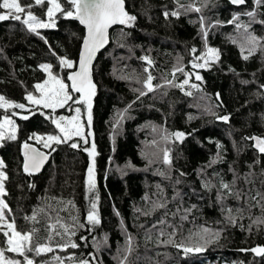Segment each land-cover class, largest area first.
Listing matches in <instances>:
<instances>
[{
	"label": "trees",
	"instance_id": "obj_1",
	"mask_svg": "<svg viewBox=\"0 0 264 264\" xmlns=\"http://www.w3.org/2000/svg\"><path fill=\"white\" fill-rule=\"evenodd\" d=\"M181 2L188 4L192 0ZM196 3L197 6L208 3V6L202 13L189 12L179 18H165V10L176 9L174 0H126L127 10L137 16L135 26L124 28L127 36H121L122 26L111 29L110 42L93 65V80L97 87L92 109L91 131L94 135L89 138V144H80V149H72L69 144L54 145L56 151L51 153L41 172L28 175L21 170L19 147L30 133L55 134L50 119L37 113L28 120L18 117L17 140L0 142V159L7 165L4 171L9 177L5 181L7 195L3 199L11 213L6 211V215L9 219L14 218L22 231L33 227L40 229L36 235L40 243H47L48 232L44 230L47 223L55 222L56 212L52 209L64 207L58 203L60 200L75 204V208L59 213L62 222L72 225V216L85 222L90 208V194L85 184L90 159L82 149L90 147L92 140L96 143L95 178L101 223L91 232L76 230V236L71 239L80 244L79 248L56 249L41 256L30 253L36 264L45 261L57 264L53 257L70 255L76 261L91 260L94 256V264H119L129 235L135 246L130 259L138 258L135 264H157L158 261L160 264H264V258L251 251H242L264 246V227L253 225L249 230L253 220L262 215L259 205L252 207L254 201L231 198L220 202L215 189L209 191L203 186L204 180L209 179L218 185L221 177L230 182L233 179L230 166L241 176L250 170L259 176L264 167V156L258 157L252 142L245 139L264 136V89L260 88L264 84V53L258 51L244 60L239 44L232 43V39H239L240 32L227 23L234 13H240V23L249 24L251 18L243 13L252 10L254 5L252 0L241 8L232 7L225 0H196ZM32 11L44 19V9L35 7ZM201 14L209 25L207 44L220 50L221 60L210 69L197 70L203 77V81H196L200 90L187 96L178 88L165 86L136 100L134 89L142 87L137 81L146 76L143 56H149L154 62L150 69L156 77L154 84H164L165 79H172L171 73L178 66L191 72L188 66L192 61L190 49L195 47L198 54L205 47L199 33ZM262 19L264 8L257 10L250 29L260 37H264V24L259 23ZM38 31L40 35L30 33L17 21L0 22V95L11 101L25 104L28 92L38 94L33 86L44 79L39 65L50 63L54 73L66 77L70 70L60 69L57 57L77 60L83 30L76 21L59 17L56 28ZM177 81H182L181 73H176ZM129 104L132 107L120 119L119 114ZM81 109L83 111V106ZM224 115L230 117L227 123L217 119ZM86 119L84 110L85 125ZM165 130L191 135H186L183 143H173L171 137L164 139ZM164 148L171 150V167L163 163ZM218 152L221 162L206 168ZM257 159L261 163L250 169L249 165ZM181 172L185 175L181 176ZM238 187L251 186L240 181ZM255 187H261L259 180ZM153 201L165 202L168 221L182 226L175 237L177 241L203 244L199 240L203 228L220 231V238L205 245L201 254L188 256L171 245H159L157 230L152 225L162 218L165 209L151 211ZM40 208L53 219L37 224L25 219ZM225 208L244 209L242 216L233 212L237 216L235 225L228 222ZM186 209H190L187 219L181 220ZM145 212L149 214L145 215ZM173 212H177L175 218ZM149 230L153 236L151 241L145 238ZM81 236L88 237L87 241L80 240ZM67 240V236L63 239L55 237L52 245L55 247ZM3 242L0 234L2 247ZM6 255L14 256L12 253ZM15 258L23 260L22 257ZM65 264H75V261L65 259Z\"/></svg>",
	"mask_w": 264,
	"mask_h": 264
},
{
	"label": "snow or ice",
	"instance_id": "obj_2",
	"mask_svg": "<svg viewBox=\"0 0 264 264\" xmlns=\"http://www.w3.org/2000/svg\"><path fill=\"white\" fill-rule=\"evenodd\" d=\"M176 9L172 11L165 10L163 15L165 18L176 17L179 18L181 15H186L189 12L202 13L203 9L208 6V3H204L202 6H197L196 0L185 4L181 0H174ZM230 3L235 6H246L248 0H230ZM254 5L250 11H245L243 15L251 18V22H255L257 16V10L264 8V0H252ZM65 4L68 7H65ZM39 7L44 9V19L37 16L32 9ZM240 13H234L232 18L227 21L228 24L235 26V29L240 32L239 39H232L233 44H239L242 58L248 60L256 52L264 53V37L257 36L251 29V22L249 24L240 23ZM64 17L65 19H74L79 21L81 25L86 29L85 35L82 39V46L79 52L78 60H72L67 56L60 57L59 61L60 69L70 70L66 77L61 76L59 73L53 72V65L50 63H44L39 65L41 71L46 73V78L42 82H37L33 87L35 93L28 92L25 96V100L28 105L24 103H17L7 99L4 95H0V109L4 110V113H10L0 116V142L5 140L15 141L17 140L18 126L16 121L13 119L15 116H19L22 120H28L30 115H35L38 111L40 115L45 116L46 119H50L52 124L58 130V134H46L39 135L33 133L28 137L29 140H34L36 144L42 145L44 149H50L48 153L41 151L39 148L29 144L25 141L22 145L23 148V171L28 175L38 173L49 160V156L52 152L56 151L54 145L69 144L72 149H80V143L74 138H79V141H83V144L87 145L90 143L89 138L93 137L91 131L93 122V98L96 95V84L93 80V61L96 59L97 53L101 49L105 48L109 44L111 39L110 29H114L116 26H122L120 28L121 36H127L128 33L124 32V28H132L135 26L137 16L130 13L126 7V0H31L29 3H24L23 0H0V22L5 21H17L26 27V30L30 33L40 35V29H54L57 26V19ZM195 23V22H193ZM199 33L205 41V51L197 55L198 49L195 47L190 49L192 54L191 68L192 69H210L212 65L218 64L221 60V52L215 47H210L207 44L208 27L209 25L205 22V17L201 14L199 17ZM219 23V21L217 22ZM260 24H264V19L259 21ZM44 39L47 44L48 41ZM50 51L51 46H49ZM247 53V54H245ZM55 56L56 53L52 51ZM147 65L144 68L146 74L143 80H138V83L142 84L140 89H134L136 91V100H140L142 97L147 96L149 93L155 92L159 88L165 86H171L179 88L187 96H192L193 93L187 89L200 90V85L197 83H191L192 77H195L197 81H203V77L196 72H186L184 67H176L171 73L172 79H165L164 84H154L153 81L156 77L153 76L150 69L153 67V60L145 55L141 58ZM176 73H181L184 79L177 83ZM127 78V77H125ZM67 81V82H66ZM70 82V83H68ZM242 83H248L242 81ZM261 89H264V84L260 85ZM74 94L78 96L74 97ZM219 99V94H217ZM71 102V103H70ZM135 103V101H133ZM73 105H83L86 111V125L82 119L81 107H75ZM31 106V107H29ZM68 108L74 110L72 116H55L57 109ZM132 104L128 105V108L124 109V112L119 114L120 119L124 118L126 113ZM13 109H20L29 115H22L16 111H10ZM50 110L45 112L43 110ZM217 119L227 123L230 119L228 115L218 116ZM87 127V131H85ZM166 132V130H165ZM186 135L191 133H184L182 131H176L173 133H167L164 136L165 140L172 138L173 143H183ZM246 140L252 141V147L256 150L258 157L264 156V136H250L245 137ZM71 142V143H69ZM156 142L153 141V144ZM218 148L221 145H217ZM85 151L90 159L89 166L87 168L86 177V189L90 194V208L87 211L85 222L81 223L78 216H72V225L62 222V218L59 213L61 211H69L70 208H75V204L72 201L60 200L58 203L63 204L62 208H54L52 211L56 212L54 217V223H47L45 231L48 232L46 237L47 243H40L36 240V235L40 231L33 227L31 230L22 231L18 229L16 220L9 219L6 215V211L11 213L9 205L3 199L7 195L5 188V181L8 180V175L4 169L7 165L3 159H0V234L5 238L4 243L6 247L0 246V264H36V261L30 257V253H34L35 256L45 255L52 253L56 249L61 251H67L69 248L76 249L80 247V244L76 243L71 237L76 236L77 229H85L91 232L96 226L101 223L100 216L98 213V200L99 195L97 193V183L95 178V164L96 156V143L94 140L91 141L90 147L82 149ZM163 163L171 167L173 160L171 156V150L168 148L162 149ZM221 154L218 152L216 158L209 161L205 166L211 168L212 165L221 162ZM261 162L259 159L255 160L252 165H249L250 169H253L256 165ZM233 173V179L230 182L225 181L222 177L219 179L218 185L213 184L211 180H204V188L212 191L215 189L217 200L223 202L226 199H234L237 201L245 200L246 202L255 203L251 204L252 207L259 205L262 215L253 220L252 225H249V230L252 226L264 227V167H261L259 176L254 171H249L242 176L236 171L234 167L229 168ZM203 172V169L201 170ZM181 176L185 173L181 172ZM259 180L260 188H256L255 185ZM243 181L245 185H250L249 188L238 187V182ZM179 183V180H177ZM55 199V198H53ZM151 211H157L159 209H165L162 218L152 225L153 229L157 230L156 240L159 245L175 247L182 251L184 256H188L192 253H200L205 250V245L209 243H215L221 235L220 231L211 232L207 228H203L199 235V240L204 243L197 242L196 244L189 245L183 241H177L175 237L181 232L182 226L175 223H170L167 219L168 211L167 204L165 202H152ZM51 207V206H49ZM180 210L177 209V212ZM185 214L180 216L181 220L187 219V213L190 209L184 210ZM227 212V220L229 223L235 225L237 223V216L233 215V212L238 213L240 216L243 215V208H225ZM177 212H173V218L176 217ZM148 215V212L144 213ZM119 215V213H117ZM25 219L33 224L40 223L42 220H52L53 217L48 215L44 208L34 210L31 216H26ZM171 229V231H168ZM65 236L68 240L63 243H57L53 247L52 242L55 237L63 239ZM146 240L151 241L153 239L151 230L146 234ZM88 237L81 236L80 240L87 241ZM97 248L99 249L100 243L97 242ZM242 251H251L258 257L264 258V246H257L251 249H243ZM135 252V246L133 237L128 236L123 255L119 261V264H135V259H130L132 254ZM6 253H12L14 256L10 257ZM167 256V254H164ZM15 257H22L16 259ZM57 264H65V259L75 261V264H94L96 258L93 256L91 260L80 259L75 260V257L70 255L66 258L59 256L53 257ZM44 264H50L45 261ZM157 264H160L158 261Z\"/></svg>",
	"mask_w": 264,
	"mask_h": 264
},
{
	"label": "rangeland",
	"instance_id": "obj_3",
	"mask_svg": "<svg viewBox=\"0 0 264 264\" xmlns=\"http://www.w3.org/2000/svg\"><path fill=\"white\" fill-rule=\"evenodd\" d=\"M45 18V17H44ZM203 51H205V47L197 54V55H200L201 54V52H203ZM188 66L189 67H191V63H188ZM191 69V72H195V71H197L198 69H192V68H190ZM68 70V69H67ZM186 71V70H185ZM69 72V71H68ZM67 72V73H68ZM61 76H62V74H60ZM182 75V80L184 79V76H183V74H181ZM46 78V73H44V79ZM43 81V80H42ZM41 81V82H42ZM196 81L197 80H195V77L193 76L192 77V80H191V83H196ZM179 82H181V81H177V83H179ZM179 89V88H178ZM180 90V89H179ZM187 90H189V91H191V92H197V90L196 89H187ZM182 92V91H181ZM182 93H184V92H182ZM38 95V94H37ZM76 96H78V94H76ZM71 103V102H70ZM25 104L26 105H28V102L25 100ZM81 106H83V105H73V109L75 108V107H81ZM29 107H31V106H29ZM84 110H85V106H83V111H82V119L84 120ZM10 111H13V110H10ZM14 111H16V112H18V113H21L22 115H25V114H27V112H24L23 110H20V109H16V110H14ZM43 111H45L46 113L47 112H49L50 110H47V109H45V110H43ZM37 114H39V112L37 111L36 112ZM5 114H10V113H4V110L3 109H0V116H2V115H5ZM75 113H74V110H69L67 107L66 108H61V109H57V111H56V113H55V116H60V115H64V116H72V115H74ZM40 115V114H39ZM19 116H15V117H13V119L16 121V119L18 118ZM50 122H51V120H50ZM16 124H17V122H16ZM51 124H52V122H51ZM52 126H53V128L55 129V134H58V130L55 128V125L54 124H52ZM33 133H30L29 135H28V137L29 136H31ZM36 134H39V135H46V133H36ZM28 137H27V139L25 140V141H27L28 143H31V144H34V145H36L39 149H41V150H43V151H49L50 149H44L43 147H42V145H39V144H36L35 143V141L34 140H29L28 139ZM75 140H79V138H74ZM24 143V142H23ZM80 144H83V141H80ZM21 145H23V144H21ZM4 238V237H3ZM5 239V238H4ZM3 246L4 247H6V244L3 242Z\"/></svg>",
	"mask_w": 264,
	"mask_h": 264
},
{
	"label": "water",
	"instance_id": "obj_4",
	"mask_svg": "<svg viewBox=\"0 0 264 264\" xmlns=\"http://www.w3.org/2000/svg\"><path fill=\"white\" fill-rule=\"evenodd\" d=\"M226 2H228L232 7H235V8H237V7H241V6H235V5H232L231 3H230V0H225ZM68 20H73V21H76L77 23H78V25L82 28V30H83V36L85 35V33H86V29L84 28V26L83 25H81L80 23H79V21H77V20H74V19H68ZM116 27H118V26H116ZM111 30V29H110ZM82 36V37H83ZM81 46H82V40H81V44H80V47H79V52H80V49H81ZM107 46L108 45H106L105 46V48H103V49H101L100 50V52H98L97 53V56H98V54H100L102 51H104L106 48H107ZM79 52H78V56H77V60H78V57H79ZM97 56H96V58H97ZM95 61H96V59L93 61V65H94V63H95ZM67 82V81H66ZM68 83H70V82H68ZM25 115H29V113H27V114H25ZM31 116V115H30ZM219 121H222V120H219ZM252 142V141H251ZM253 143V142H252ZM29 144H31V143H29ZM31 145H33V146H35L34 144H31ZM36 147V146H35ZM38 148V147H37ZM253 148V147H252ZM254 149V148H253ZM41 150V149H40ZM255 150V149H254ZM19 156H20V159H21V170L23 171V167H22V165H23V160H24V157H23V148H22V145L19 147ZM41 151H43V150H41ZM45 152V151H44ZM47 153V152H46ZM46 164V163H45ZM45 166V165H44ZM42 170V169H41ZM41 170L38 172V173H40L41 172ZM24 172V171H23ZM38 173H35V174H33V175H36V174H38ZM193 254V253H192ZM197 254H201V252L200 253H197Z\"/></svg>",
	"mask_w": 264,
	"mask_h": 264
},
{
	"label": "bare ground",
	"instance_id": "obj_5",
	"mask_svg": "<svg viewBox=\"0 0 264 264\" xmlns=\"http://www.w3.org/2000/svg\"><path fill=\"white\" fill-rule=\"evenodd\" d=\"M241 7H243V6H241ZM241 7H239V8H241Z\"/></svg>",
	"mask_w": 264,
	"mask_h": 264
}]
</instances>
